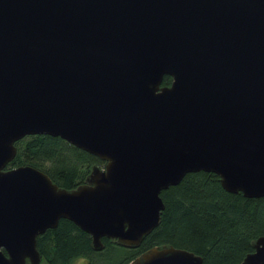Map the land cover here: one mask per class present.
I'll use <instances>...</instances> for the list:
<instances>
[{
	"label": "water",
	"instance_id": "water-1",
	"mask_svg": "<svg viewBox=\"0 0 264 264\" xmlns=\"http://www.w3.org/2000/svg\"><path fill=\"white\" fill-rule=\"evenodd\" d=\"M28 135L103 168L69 190L7 168ZM197 171L264 197V0H0V264H39L35 237L59 219L93 251L102 237L136 247L160 191ZM201 261L167 245L128 264ZM237 264H264V236Z\"/></svg>",
	"mask_w": 264,
	"mask_h": 264
},
{
	"label": "trees",
	"instance_id": "trees-1",
	"mask_svg": "<svg viewBox=\"0 0 264 264\" xmlns=\"http://www.w3.org/2000/svg\"><path fill=\"white\" fill-rule=\"evenodd\" d=\"M163 75L160 85H169ZM15 155L6 167L29 165L45 173L52 183L73 189L84 182L91 166L103 161L59 137L28 135L14 142ZM159 221L136 247L127 248L102 237L103 248L93 251L90 237L71 221L59 219L35 237V247L46 264H128L152 246L171 245L201 257V264H237L264 236V197L246 198L222 189L217 175L186 173L179 183L161 190Z\"/></svg>",
	"mask_w": 264,
	"mask_h": 264
},
{
	"label": "rangeland",
	"instance_id": "rangeland-1",
	"mask_svg": "<svg viewBox=\"0 0 264 264\" xmlns=\"http://www.w3.org/2000/svg\"><path fill=\"white\" fill-rule=\"evenodd\" d=\"M39 264H46L44 261L40 260ZM72 264H86L85 259L78 258L74 260Z\"/></svg>",
	"mask_w": 264,
	"mask_h": 264
},
{
	"label": "flooded vegetation",
	"instance_id": "flooded-vegetation-1",
	"mask_svg": "<svg viewBox=\"0 0 264 264\" xmlns=\"http://www.w3.org/2000/svg\"><path fill=\"white\" fill-rule=\"evenodd\" d=\"M103 164H104V162H103ZM103 164L101 165V166H98L99 168H103ZM85 262H86V260H85Z\"/></svg>",
	"mask_w": 264,
	"mask_h": 264
}]
</instances>
